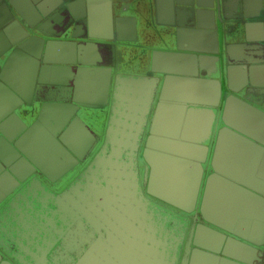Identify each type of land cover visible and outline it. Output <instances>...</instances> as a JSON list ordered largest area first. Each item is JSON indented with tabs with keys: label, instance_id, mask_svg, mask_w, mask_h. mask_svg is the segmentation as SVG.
<instances>
[{
	"label": "water",
	"instance_id": "obj_1",
	"mask_svg": "<svg viewBox=\"0 0 264 264\" xmlns=\"http://www.w3.org/2000/svg\"><path fill=\"white\" fill-rule=\"evenodd\" d=\"M97 254L264 264V0H0V264Z\"/></svg>",
	"mask_w": 264,
	"mask_h": 264
},
{
	"label": "rangeland",
	"instance_id": "obj_2",
	"mask_svg": "<svg viewBox=\"0 0 264 264\" xmlns=\"http://www.w3.org/2000/svg\"><path fill=\"white\" fill-rule=\"evenodd\" d=\"M86 264H98V254L88 258Z\"/></svg>",
	"mask_w": 264,
	"mask_h": 264
},
{
	"label": "flooded vegetation",
	"instance_id": "obj_3",
	"mask_svg": "<svg viewBox=\"0 0 264 264\" xmlns=\"http://www.w3.org/2000/svg\"><path fill=\"white\" fill-rule=\"evenodd\" d=\"M29 119V118H28ZM23 120H25V118H23Z\"/></svg>",
	"mask_w": 264,
	"mask_h": 264
}]
</instances>
